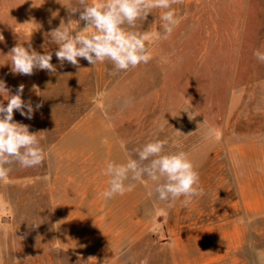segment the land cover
<instances>
[{
  "label": "rangeland",
  "instance_id": "obj_1",
  "mask_svg": "<svg viewBox=\"0 0 264 264\" xmlns=\"http://www.w3.org/2000/svg\"><path fill=\"white\" fill-rule=\"evenodd\" d=\"M58 2L0 0V80L42 105L31 120L13 118L48 153L0 183V264H264V216L239 199V182L249 196L260 183L264 193V63L253 55L264 52V0H183L180 25L149 43L151 60L115 74L109 62L60 65L47 34L61 20L73 31L84 22L64 7L78 0ZM159 14L138 29L157 31ZM17 43L52 52L56 72L13 74L7 55ZM154 139L189 155L204 195L169 206L149 196L145 178L106 200L109 177L94 171ZM229 219L241 221L244 242L225 253Z\"/></svg>",
  "mask_w": 264,
  "mask_h": 264
},
{
  "label": "clouds",
  "instance_id": "obj_2",
  "mask_svg": "<svg viewBox=\"0 0 264 264\" xmlns=\"http://www.w3.org/2000/svg\"><path fill=\"white\" fill-rule=\"evenodd\" d=\"M58 2V0H57ZM59 3V2H58ZM183 0H78V5L64 6L70 14L79 12L78 24L84 22L79 31L72 30V20H61L59 27L47 35L58 45L55 56L63 66L65 62L79 67L84 59L92 66L109 62L114 72L127 71L151 60L149 43L168 39L180 25L181 18L176 6ZM160 10V25L157 31L140 30L138 21H145L149 14ZM58 13H53V17ZM51 23V21H49ZM4 38L0 36V41ZM253 55L264 63V52L256 50ZM9 64L13 74L31 76L36 70L49 74L56 72L51 63L53 53L40 54L29 43L27 48L17 43L11 48ZM24 85L20 84L15 94L4 80H0V183H6L15 166L24 169L42 166L48 156L41 145L40 137L30 132L29 126L14 120V111L31 120L34 111L42 105L22 99ZM190 119V117H189ZM179 132V131H178ZM167 139H154L128 153L124 163L106 162L103 175L109 177L108 188L102 193L107 200L124 195L135 188L137 181L145 178L152 182L149 196L171 206L183 197L187 207L193 198L203 196L200 177L193 161L184 151L166 152Z\"/></svg>",
  "mask_w": 264,
  "mask_h": 264
},
{
  "label": "crops",
  "instance_id": "obj_3",
  "mask_svg": "<svg viewBox=\"0 0 264 264\" xmlns=\"http://www.w3.org/2000/svg\"><path fill=\"white\" fill-rule=\"evenodd\" d=\"M124 77V76H122ZM126 79V77H124ZM123 163V162H121ZM102 170L94 171V176L95 177H100L102 178ZM143 182V181H142ZM102 185L103 182L101 181ZM97 186L96 189L98 191H104L103 186ZM263 190L262 184L260 183V187H257V192L249 196L247 192L245 191L244 186H242V183L239 182V199L243 205L245 213L248 214H253V215H259V216H264V193L261 191ZM121 197H124L123 195H120ZM100 197V196H99ZM229 223L232 224V226H235V231L231 232L228 236L230 237L226 239V246H225V253L226 251H229L230 249H236L240 247L244 240H243V225L239 219L234 220V219H229L225 221V227L227 225H230ZM233 230V229H232Z\"/></svg>",
  "mask_w": 264,
  "mask_h": 264
}]
</instances>
